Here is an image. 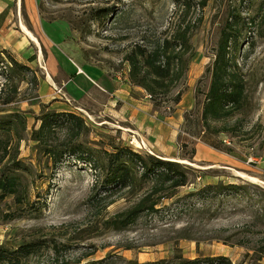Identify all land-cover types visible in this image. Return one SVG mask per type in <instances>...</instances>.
<instances>
[{
    "label": "rangeland",
    "instance_id": "rangeland-1",
    "mask_svg": "<svg viewBox=\"0 0 264 264\" xmlns=\"http://www.w3.org/2000/svg\"><path fill=\"white\" fill-rule=\"evenodd\" d=\"M187 2L183 21L191 32L192 56L185 74L164 95L147 99L144 92L160 116L176 111L181 118L172 146L147 149L131 139L128 143L118 130L90 122L75 110L85 122L78 136L57 127L47 136L53 150L79 143L96 151L102 166L108 163L103 153L121 146L172 160L187 168L186 182L177 188L139 180L138 167L131 168L136 171L131 185L107 186L105 170L94 169L86 158L66 153L53 162L46 157L31 140L39 114L52 111L37 97L42 61L31 45L12 51L0 43V49L27 67L8 80L0 73V116L18 112L25 118L23 130L0 137V172L14 175L16 182L14 193L0 189V246L38 242L36 252L20 264H125L213 255L230 264H264V0H204L201 7L199 0ZM35 9L42 20L67 24L78 60L127 80L126 54L134 46L157 43L179 14L173 0H37ZM19 14L9 16L0 42L12 35L16 39L17 18L29 27L23 0ZM229 22L235 24L236 43L229 46L228 58L242 81L244 99L229 115L201 125L214 50ZM119 159L128 163L125 152ZM218 183L240 189L222 190L215 197L195 194ZM143 196L147 199L136 216L123 217Z\"/></svg>",
    "mask_w": 264,
    "mask_h": 264
},
{
    "label": "trees",
    "instance_id": "trees-1",
    "mask_svg": "<svg viewBox=\"0 0 264 264\" xmlns=\"http://www.w3.org/2000/svg\"><path fill=\"white\" fill-rule=\"evenodd\" d=\"M187 1L173 0L176 9L179 8V14L176 15L174 22L169 23L157 43L147 47L134 46L125 56L128 63L129 83L141 87L150 98L167 93L184 76L187 60L192 56L188 38L191 32L183 21L189 7ZM203 5L204 0H199V7ZM234 25V22L225 24L218 36L210 66V83L200 111L201 125H207V120L216 121L229 115L231 110L237 109L244 99L242 81L228 58L229 46L236 43L233 32ZM17 69L26 70L27 67L14 60L6 50L0 49V73L3 72V77L7 80L12 79V76L18 72ZM178 93L179 91L174 96V102L179 100ZM37 119L39 124L35 129H32L31 140L42 147L46 157H49L53 162H58L66 153L77 154V158H86L93 163L94 169L105 170L104 179L107 186L111 184H117L120 187L131 185L136 173V171L133 173L131 168L137 167L139 180H153L159 184H167L171 188L180 187L186 182L187 174L184 170L187 168L185 166H180L171 160L159 159L153 155L142 156L124 146L114 147V151L103 153L108 157L106 166H102L99 162L95 155L96 151L83 148L79 143L65 144L63 150L60 151L53 150L49 144L47 145L48 133L57 127L78 136L85 128L83 118L68 111H46L41 112ZM24 126L25 118L18 112L2 114L0 116V137L3 134L9 136L10 131L17 133L16 131L23 130ZM19 138L20 136L16 140L18 141ZM3 144L5 145V142ZM122 152L127 154L128 163L124 159H119ZM11 162L18 166V163L13 160ZM0 173L2 174V171ZM13 176L4 173L0 177V189L5 193L16 192V182ZM226 189L236 192L240 186L211 184L197 189L195 194L201 197L206 195L215 197ZM146 199V196L140 197L132 208L125 211L123 217L136 216L144 206ZM153 204L155 202L150 203L148 207L152 208ZM37 248V241L24 242L13 248L0 246V264H20L23 258L35 253ZM125 264H230V260L221 255H213L191 259L176 257L168 261L155 260V262L140 263L126 260Z\"/></svg>",
    "mask_w": 264,
    "mask_h": 264
},
{
    "label": "crops",
    "instance_id": "crops-1",
    "mask_svg": "<svg viewBox=\"0 0 264 264\" xmlns=\"http://www.w3.org/2000/svg\"><path fill=\"white\" fill-rule=\"evenodd\" d=\"M20 2L0 0V36L9 16L13 13L20 16ZM36 3L37 0H23L29 27H25L20 17L17 18L16 39L12 40V35L11 40L0 43L12 51L33 46L35 58L43 64L42 78L36 86L39 102L48 104L47 108L55 112L78 111L90 122L96 120L94 122L100 126L118 130L128 143L131 139L147 149L172 146L181 119L176 118V111L170 116H160L144 98L141 87L130 85L126 78L109 77L78 60L75 42L68 38L70 29L67 24L61 19L42 20L36 12ZM20 22L35 40L22 32ZM65 51L81 64L67 58ZM55 89L63 93L62 98L55 94Z\"/></svg>",
    "mask_w": 264,
    "mask_h": 264
},
{
    "label": "bare ground",
    "instance_id": "bare-ground-1",
    "mask_svg": "<svg viewBox=\"0 0 264 264\" xmlns=\"http://www.w3.org/2000/svg\"><path fill=\"white\" fill-rule=\"evenodd\" d=\"M19 26H20L22 32H23L26 36H29L30 38H32L33 40H35L34 37L32 36V34L30 33V31H28V30L23 26V24H22L21 22L19 23ZM134 142H135L137 145L140 144L139 142H136V141H134ZM180 161H185V160H180Z\"/></svg>",
    "mask_w": 264,
    "mask_h": 264
},
{
    "label": "built area",
    "instance_id": "built-area-1",
    "mask_svg": "<svg viewBox=\"0 0 264 264\" xmlns=\"http://www.w3.org/2000/svg\"><path fill=\"white\" fill-rule=\"evenodd\" d=\"M145 98H147V99H148V98H149V95L145 94Z\"/></svg>",
    "mask_w": 264,
    "mask_h": 264
},
{
    "label": "water",
    "instance_id": "water-1",
    "mask_svg": "<svg viewBox=\"0 0 264 264\" xmlns=\"http://www.w3.org/2000/svg\"><path fill=\"white\" fill-rule=\"evenodd\" d=\"M164 160V159H163ZM166 160H168V159H166ZM172 161V160H171Z\"/></svg>",
    "mask_w": 264,
    "mask_h": 264
}]
</instances>
